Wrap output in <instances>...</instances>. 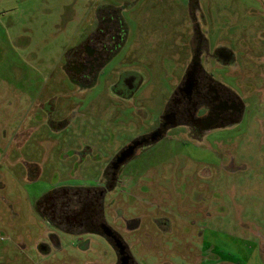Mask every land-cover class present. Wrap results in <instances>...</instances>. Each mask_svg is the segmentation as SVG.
<instances>
[{
    "label": "rangeland",
    "instance_id": "1",
    "mask_svg": "<svg viewBox=\"0 0 264 264\" xmlns=\"http://www.w3.org/2000/svg\"><path fill=\"white\" fill-rule=\"evenodd\" d=\"M106 1L113 2L0 0V264L115 260L100 236L54 229L35 200L55 185L96 184L113 155L155 124L190 57L183 28L193 20L183 0L156 1L155 14L179 12L183 26L170 29L163 44L156 31L146 33L147 19L134 63H112L82 87L67 78L63 54L85 34L92 8ZM198 4L207 50L222 46L233 55L229 66L208 67L242 100L241 120L197 144L169 131L128 162L117 184L127 191L112 194L113 207L125 203L141 225L130 232L112 210L106 217L138 264L193 263L201 251L203 263L264 264V0ZM138 22L129 23V42ZM121 68L141 75L128 98L111 91ZM156 217L170 222L169 232L153 226Z\"/></svg>",
    "mask_w": 264,
    "mask_h": 264
},
{
    "label": "flooded vegetation",
    "instance_id": "2",
    "mask_svg": "<svg viewBox=\"0 0 264 264\" xmlns=\"http://www.w3.org/2000/svg\"><path fill=\"white\" fill-rule=\"evenodd\" d=\"M156 1L159 0H113L92 8V17L85 34L63 54V68L67 78L82 87H91L105 73L108 65H116L118 61L117 67L124 60L134 63V49L138 41H146L139 37L147 19L153 23L146 26V33L156 31L159 41L164 44L165 39L169 38L170 29L174 31L181 28L183 21L179 12V16L171 15L167 10L155 14L153 6ZM198 1L183 0L185 10L193 20L192 28H183L184 37L186 40L188 38L187 42L190 44V57L185 61L180 78L174 84L155 124L145 133L131 138L113 155L102 171L100 182L83 186L55 185L35 200L36 213L54 229L73 235L92 233L103 238L115 255L113 264H138L131 246L106 217V211L112 210L110 213L119 216L125 229L130 232L141 225L140 219L129 211L130 207L125 203H122L123 206L112 205L115 204L113 195H121L127 191L118 188L117 184L121 182L119 176L124 173L128 162L167 139L168 132L173 129L182 130L187 135L184 138L187 142L197 144L207 133L215 129L232 128L241 120L244 108L242 100L228 85L215 78L208 67V63L212 61L229 66L234 63L233 55L222 46L212 52L207 50L206 39L196 20ZM136 20L139 21L138 24H135ZM155 20L157 25L153 28ZM130 21L135 22L132 36L136 38H132V42H129ZM194 58L197 59V64L188 85L187 74L192 70ZM124 66L128 65L124 63ZM111 68L112 66L110 70ZM140 76L134 69L121 68L118 70V81L111 91L131 97L138 88ZM151 221L159 232L167 233L171 229V224L165 217L152 218ZM261 251L264 255L263 243ZM199 253L200 256L188 264H212L203 263L205 256L202 251Z\"/></svg>",
    "mask_w": 264,
    "mask_h": 264
},
{
    "label": "water",
    "instance_id": "3",
    "mask_svg": "<svg viewBox=\"0 0 264 264\" xmlns=\"http://www.w3.org/2000/svg\"><path fill=\"white\" fill-rule=\"evenodd\" d=\"M196 64H197V59L194 58L193 59L192 70L187 74V83L186 84H188V85L190 84V81H192L191 79H192V77H193V75L195 73Z\"/></svg>",
    "mask_w": 264,
    "mask_h": 264
}]
</instances>
